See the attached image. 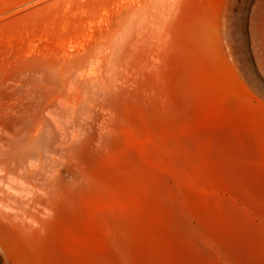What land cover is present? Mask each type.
Here are the masks:
<instances>
[{"label": "rangeland", "instance_id": "obj_1", "mask_svg": "<svg viewBox=\"0 0 264 264\" xmlns=\"http://www.w3.org/2000/svg\"><path fill=\"white\" fill-rule=\"evenodd\" d=\"M0 264H264V0H0Z\"/></svg>", "mask_w": 264, "mask_h": 264}]
</instances>
